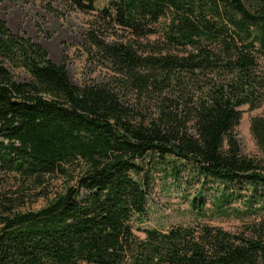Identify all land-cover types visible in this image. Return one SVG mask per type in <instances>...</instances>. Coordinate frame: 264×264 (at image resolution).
I'll return each mask as SVG.
<instances>
[{
	"label": "trees",
	"instance_id": "obj_1",
	"mask_svg": "<svg viewBox=\"0 0 264 264\" xmlns=\"http://www.w3.org/2000/svg\"><path fill=\"white\" fill-rule=\"evenodd\" d=\"M66 2L93 12L82 48L104 82L73 84L0 18V264H264V115L263 157L236 135L264 104V0ZM159 180L194 184L193 221L141 238Z\"/></svg>",
	"mask_w": 264,
	"mask_h": 264
},
{
	"label": "rangeland",
	"instance_id": "obj_2",
	"mask_svg": "<svg viewBox=\"0 0 264 264\" xmlns=\"http://www.w3.org/2000/svg\"><path fill=\"white\" fill-rule=\"evenodd\" d=\"M93 12L84 13L78 9H71L66 0H0V18L7 21L13 32H21L39 42L48 52L49 57L57 64L65 63L70 80L73 84L81 86L87 81L104 82L106 71L90 61L82 48L84 36L89 29V21ZM152 36L151 39H155ZM22 79L27 76L24 71L16 70ZM243 112L240 124L236 127V135L241 146V154L250 157H263L256 140L251 132V120L254 116L264 115V104L251 109L248 105L241 108ZM59 183V181H58ZM152 195L149 211L139 223L136 233L145 238L143 228H168L171 225L189 223L193 221L190 213V200L193 197V184L182 185L181 190L175 186L163 190L160 183ZM169 187V184H164ZM214 186H218L214 184ZM55 186H53L54 188ZM216 187L207 188V206H213V199L209 196L216 191ZM238 190V189H237ZM241 199L233 206H242L248 199L251 190L239 188ZM167 192V193H166ZM189 194L192 196L190 197ZM249 200V199H248ZM46 203L41 197L32 205L39 209ZM230 231H239L243 222L236 217H215L211 220Z\"/></svg>",
	"mask_w": 264,
	"mask_h": 264
}]
</instances>
